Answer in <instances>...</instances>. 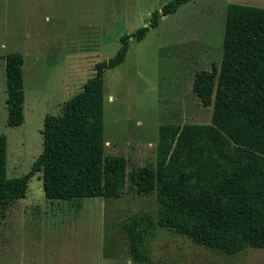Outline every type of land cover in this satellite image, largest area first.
<instances>
[{"label":"rangeland","instance_id":"374dc122","mask_svg":"<svg viewBox=\"0 0 264 264\" xmlns=\"http://www.w3.org/2000/svg\"><path fill=\"white\" fill-rule=\"evenodd\" d=\"M171 0H0V133L7 136V174L27 173L43 150L44 118L59 115L82 90L95 64L113 56L120 37L150 22ZM230 3L191 0L161 17L142 40L131 39L124 62L105 72L107 154L133 165H155L159 126L209 123L213 107L192 90L196 71L220 64ZM24 55L25 121L7 123L5 56ZM157 211L155 194L127 187L119 198L49 199L42 172L27 196L12 201L1 225V264H264V248L225 255L159 229L152 260L133 262L120 222Z\"/></svg>","mask_w":264,"mask_h":264},{"label":"trees","instance_id":"16d2710c","mask_svg":"<svg viewBox=\"0 0 264 264\" xmlns=\"http://www.w3.org/2000/svg\"><path fill=\"white\" fill-rule=\"evenodd\" d=\"M191 0H171L152 12L150 22L120 37V47L95 64L81 91L59 115L44 118L43 150L22 176L7 174V136L0 133L1 225L5 208L27 196L29 181L42 172L49 199L119 198L127 187L155 194L157 211L120 222L133 262L152 260L159 229L225 255L264 248V7L230 3L220 64L196 71L192 90L212 106L209 123L159 126L155 165H133L107 154L105 72L124 62L131 39L142 40L161 17ZM7 123L25 121L24 55L5 57Z\"/></svg>","mask_w":264,"mask_h":264},{"label":"crops","instance_id":"0c3cea01","mask_svg":"<svg viewBox=\"0 0 264 264\" xmlns=\"http://www.w3.org/2000/svg\"><path fill=\"white\" fill-rule=\"evenodd\" d=\"M64 105V104H63ZM62 112H63V106H62ZM62 112H61V114H62ZM250 264H253V262L252 263H250Z\"/></svg>","mask_w":264,"mask_h":264}]
</instances>
